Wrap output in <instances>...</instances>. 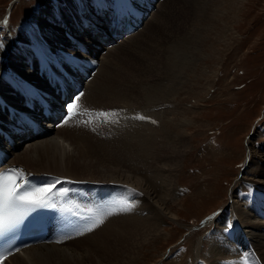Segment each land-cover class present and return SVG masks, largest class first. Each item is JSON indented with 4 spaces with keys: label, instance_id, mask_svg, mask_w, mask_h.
Returning <instances> with one entry per match:
<instances>
[{
    "label": "bare ground",
    "instance_id": "bare-ground-1",
    "mask_svg": "<svg viewBox=\"0 0 264 264\" xmlns=\"http://www.w3.org/2000/svg\"><path fill=\"white\" fill-rule=\"evenodd\" d=\"M65 1L69 6L63 5ZM179 1L181 0L148 3L153 8L147 6L143 13L148 16L151 11V18L143 25H137L122 39L114 38L124 26L119 24L127 13V0H48L45 8L47 19L37 18L39 20H34L33 26L19 28L18 39H29L20 44L17 42L7 49L2 56L3 60H0V95L6 99L7 95L14 102L5 106V112L0 104V125L6 130L14 131L15 128L11 129L7 118L9 108L28 111L27 108L16 105L15 102L21 100V96L14 93L3 78L1 68L4 66L23 74L29 83L57 93L55 97L61 107L58 112L60 119L53 124L36 123L33 121L36 118H23L16 127L17 133H13L16 151H12V145L1 134L0 146L11 154L10 162L19 165L28 174L25 177L32 179V187L54 185L57 195L53 201L58 204L62 213L60 218L56 217L57 228L67 226L68 233H58L49 242L33 244L14 252L2 264H127L126 253H131L146 238L160 234L159 222L166 203L164 199H168L172 191L173 183H170L174 179L179 159L185 154L188 136L177 133L172 137L171 129L162 123L159 125L134 116H123L134 111V107L148 103L144 108L152 113L147 114L159 118L162 111H156L155 106L175 101L178 97L180 87L175 81L160 83L163 68L168 67L176 72L181 67L189 66L194 59V51L198 48V39H201L190 38L191 35L187 33H180L181 36L176 37L169 34L172 38L167 35L170 33V23L176 24V17L173 16L171 21L169 16L172 6ZM140 4L146 6L143 1ZM169 6L172 7L171 10H167ZM148 9L150 10L146 12ZM141 16L142 13L139 18ZM26 29L27 36L24 31ZM112 39L119 42L110 45L106 53H103V58L97 57V51L106 41L113 43ZM155 41L159 42L158 45H155ZM162 41L166 43L163 49L167 52L166 56L163 52L156 51ZM35 42L48 50L61 49V53L67 56L70 63L69 71L66 63L50 65L51 69L55 68L50 75L37 72L36 64L33 69L27 66L25 61L32 57L29 44ZM99 44L101 45L98 47ZM169 48L174 49V54L177 55L169 53ZM148 53H156L157 56L141 61ZM118 56H136L139 65L137 67H140L132 75L131 80H136L128 83L122 90L111 82L118 70V61L114 59ZM93 67H98L97 71H93ZM183 68L181 74L184 73ZM62 70L68 71L70 78L78 80L80 91L70 86ZM86 73H89V78L88 75L83 76ZM61 84L64 87L63 92L57 88ZM80 92L84 95L76 102L73 114H67L66 105L73 102V97ZM7 101L10 102L8 99ZM59 104L54 100L56 108ZM29 110L38 116L40 114L36 108ZM104 113L108 114L107 122ZM35 126L39 129L36 135L32 132ZM22 143L26 145L21 148ZM97 145H102L105 149L95 147ZM252 145L248 146L245 164L252 167L255 163H260L258 159L263 161L250 174L251 182L260 192L259 196L252 192L247 199L245 194L241 199L233 200L234 209L232 208L230 220L234 227L230 229L228 239L224 233L227 232L225 227L228 222L222 220L226 216V208L210 215L211 220L219 221L214 224L215 238L207 251L210 264H225L226 258L229 264H264V145L260 152ZM96 158L100 162H95ZM73 179H88L91 180L88 182L102 186L107 198L100 200L98 195L96 199L92 197V205L74 199L82 198L85 193L74 194L71 198L65 197V193L60 192L57 185H62L65 181L76 182ZM159 187L163 190L160 193L157 191ZM244 199L247 200L245 208L242 205ZM125 208L130 210L123 211ZM99 210H102V216ZM89 218L97 220L91 231L86 230V226L92 223ZM101 220L102 223L99 222ZM115 221L119 223L116 224ZM71 224L74 226L72 231Z\"/></svg>",
    "mask_w": 264,
    "mask_h": 264
},
{
    "label": "rangeland",
    "instance_id": "rangeland-1",
    "mask_svg": "<svg viewBox=\"0 0 264 264\" xmlns=\"http://www.w3.org/2000/svg\"><path fill=\"white\" fill-rule=\"evenodd\" d=\"M160 1L153 0V4ZM47 5L48 0H0V43L3 44L0 60H3L7 49L29 39L20 40L18 36L15 40L18 30L33 26L34 20H39L37 18L47 19ZM63 5L67 6V1ZM72 6L75 7L74 4ZM172 7L169 16L171 21L173 16L176 17V24L170 23L167 35L176 37L187 33L190 38H201L194 51L195 60L176 72L163 68L160 83L175 81L180 90L175 101L155 106L156 111H162L159 118L147 114L152 113L144 108L148 103L134 107V111L124 114L123 118L145 117L140 120L162 123L171 129L172 137L177 133L187 135L189 144L185 147L184 156L179 159L181 165L177 164V174L170 183L174 186L169 198L164 199L165 213L159 222L160 234L146 238L131 253H126L127 264H210L207 251L215 238L214 224L219 223L218 220H211L210 215L226 208V216L222 220L228 222L225 227L227 232H224L228 239L229 231L234 227L230 220L234 201L245 194L247 199L252 192L256 196L260 193L251 182L250 174L263 161L258 159L259 164L247 167L245 159L248 146L253 144L260 152L264 145V0H181ZM171 8L169 6L167 10ZM150 18L151 11L145 21ZM30 19L31 24L20 27L28 24ZM172 35L169 37L172 38ZM109 43L112 42L101 47L97 57L103 58ZM158 43L155 41V45ZM165 46L164 41L160 42L156 51L166 56ZM169 51L177 55L174 49L169 48ZM156 56V53H148L141 61ZM114 59L119 66L111 82L122 90L136 80H131L132 75L140 67H137L136 56ZM182 68L184 73L181 74ZM115 107L120 108L118 105ZM25 145L22 143L20 147ZM95 147L105 149L102 145ZM94 160L100 162L99 158ZM67 186L80 190L79 184L75 183L62 185L61 188ZM82 188L90 192L86 182ZM157 191L160 193L163 190L159 187ZM246 199L243 200V208L246 207ZM224 261L225 264L230 263L227 258Z\"/></svg>",
    "mask_w": 264,
    "mask_h": 264
},
{
    "label": "snow or ice",
    "instance_id": "snow-or-ice-1",
    "mask_svg": "<svg viewBox=\"0 0 264 264\" xmlns=\"http://www.w3.org/2000/svg\"><path fill=\"white\" fill-rule=\"evenodd\" d=\"M3 44L0 43V48ZM29 95L33 93L31 90H27ZM84 95L83 92L78 93L73 97V102L66 105V110L69 114H73V109L76 107V102L80 100V97ZM79 115V113H76ZM107 113L103 116L107 122ZM145 117H140L144 119ZM66 122V121H65ZM53 186H45L41 188L31 187L24 183V176L22 170L9 169L7 172H0V234H4L8 230L12 229L18 219L26 212L32 211L36 208L48 207L50 205ZM123 211H129L130 209H122ZM92 220L91 225L86 226L87 231H91L97 224L95 218H89ZM102 223L103 221H99ZM229 227L231 225H228ZM19 251V249H17ZM11 253H5L0 255V264Z\"/></svg>",
    "mask_w": 264,
    "mask_h": 264
}]
</instances>
